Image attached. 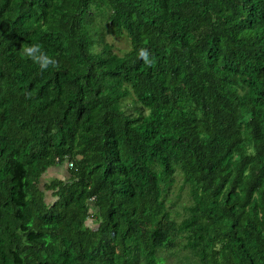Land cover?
<instances>
[{
  "label": "trees",
  "instance_id": "16d2710c",
  "mask_svg": "<svg viewBox=\"0 0 264 264\" xmlns=\"http://www.w3.org/2000/svg\"><path fill=\"white\" fill-rule=\"evenodd\" d=\"M170 256L264 264V0H0V264Z\"/></svg>",
  "mask_w": 264,
  "mask_h": 264
},
{
  "label": "rangeland",
  "instance_id": "374dc122",
  "mask_svg": "<svg viewBox=\"0 0 264 264\" xmlns=\"http://www.w3.org/2000/svg\"><path fill=\"white\" fill-rule=\"evenodd\" d=\"M104 41H106L107 43H110L113 47V49L117 52H123L124 50H127L129 45H128V41L125 37L120 36V37H113L111 35H108L106 32L104 34ZM100 44H97L95 46V50H100L101 49ZM66 171V167L64 166H56V167H52L50 168V170L48 171L47 175L45 176V178H60L61 176H63V174ZM178 181V178H176V183ZM178 184V183H177ZM164 253H162L163 255ZM175 256H170L168 257V263L172 264L175 262Z\"/></svg>",
  "mask_w": 264,
  "mask_h": 264
},
{
  "label": "clouds",
  "instance_id": "9594fccd",
  "mask_svg": "<svg viewBox=\"0 0 264 264\" xmlns=\"http://www.w3.org/2000/svg\"><path fill=\"white\" fill-rule=\"evenodd\" d=\"M24 52L33 60L34 63L38 65L41 70L47 69L49 65L54 63L53 58L47 55L41 49L39 44L33 43L28 45L24 48ZM138 55L146 61L149 59V52L145 48H141Z\"/></svg>",
  "mask_w": 264,
  "mask_h": 264
}]
</instances>
